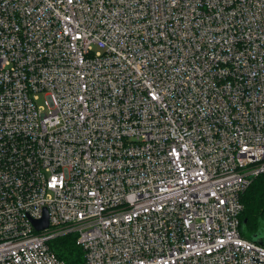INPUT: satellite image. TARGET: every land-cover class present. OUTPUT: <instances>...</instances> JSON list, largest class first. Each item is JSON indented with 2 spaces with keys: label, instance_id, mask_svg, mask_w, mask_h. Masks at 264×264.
Returning a JSON list of instances; mask_svg holds the SVG:
<instances>
[{
  "label": "built area",
  "instance_id": "1",
  "mask_svg": "<svg viewBox=\"0 0 264 264\" xmlns=\"http://www.w3.org/2000/svg\"><path fill=\"white\" fill-rule=\"evenodd\" d=\"M263 171L264 0H0V264H264Z\"/></svg>",
  "mask_w": 264,
  "mask_h": 264
},
{
  "label": "trees",
  "instance_id": "2",
  "mask_svg": "<svg viewBox=\"0 0 264 264\" xmlns=\"http://www.w3.org/2000/svg\"><path fill=\"white\" fill-rule=\"evenodd\" d=\"M243 210L240 215V233L250 240L264 221V171L256 175L241 195ZM244 227H242L243 221ZM241 227L243 229H241ZM51 249L69 264H84L83 252L75 243V235L68 233L51 240Z\"/></svg>",
  "mask_w": 264,
  "mask_h": 264
},
{
  "label": "water",
  "instance_id": "3",
  "mask_svg": "<svg viewBox=\"0 0 264 264\" xmlns=\"http://www.w3.org/2000/svg\"><path fill=\"white\" fill-rule=\"evenodd\" d=\"M246 220L243 221L242 227H244V223ZM34 227L36 230H42L48 227V217L47 214L44 212L43 217L40 220L33 221ZM250 241L264 245V221L262 222L261 228L250 237Z\"/></svg>",
  "mask_w": 264,
  "mask_h": 264
},
{
  "label": "rangeland",
  "instance_id": "4",
  "mask_svg": "<svg viewBox=\"0 0 264 264\" xmlns=\"http://www.w3.org/2000/svg\"><path fill=\"white\" fill-rule=\"evenodd\" d=\"M38 102L41 103L42 102V98ZM241 229H243V228L241 227Z\"/></svg>",
  "mask_w": 264,
  "mask_h": 264
}]
</instances>
